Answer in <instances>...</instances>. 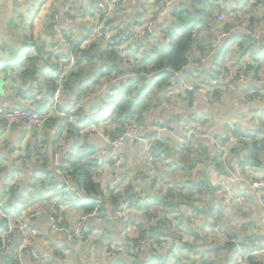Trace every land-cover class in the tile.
Returning a JSON list of instances; mask_svg holds the SVG:
<instances>
[{"label": "clouds", "instance_id": "clouds-1", "mask_svg": "<svg viewBox=\"0 0 264 264\" xmlns=\"http://www.w3.org/2000/svg\"><path fill=\"white\" fill-rule=\"evenodd\" d=\"M0 264H264V0H0Z\"/></svg>", "mask_w": 264, "mask_h": 264}]
</instances>
